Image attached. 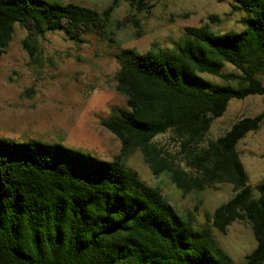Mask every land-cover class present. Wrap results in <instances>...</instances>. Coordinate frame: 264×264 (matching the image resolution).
I'll list each match as a JSON object with an SVG mask.
<instances>
[{"label": "trees", "instance_id": "trees-1", "mask_svg": "<svg viewBox=\"0 0 264 264\" xmlns=\"http://www.w3.org/2000/svg\"><path fill=\"white\" fill-rule=\"evenodd\" d=\"M124 1L140 14L159 0ZM233 1L245 14L240 32L187 27L174 50L116 54V90L127 105L101 120L121 143L113 160L0 138V264H235L214 229L226 235L237 221H248L257 241L246 264H264V183L249 184L237 149L261 128L264 111L207 138L232 99L264 96V0ZM119 2L99 12L75 3L0 0V56L16 25L28 31L23 45L32 60L47 33L63 31L76 43L89 34L106 36ZM117 23L140 26L135 14ZM227 64L240 74L225 73ZM168 133L180 143L179 155L155 143ZM139 151L155 176L169 173L186 194L228 183L235 195L197 227L195 213L181 216L160 189L127 167Z\"/></svg>", "mask_w": 264, "mask_h": 264}, {"label": "rangeland", "instance_id": "rangeland-1", "mask_svg": "<svg viewBox=\"0 0 264 264\" xmlns=\"http://www.w3.org/2000/svg\"><path fill=\"white\" fill-rule=\"evenodd\" d=\"M45 1L75 3L102 12L114 0ZM234 5L233 0H159L149 12L137 14L120 0L106 36L89 34L76 43L63 31L47 33L38 39V60H32L24 48L28 31L16 25L13 41L0 56V138L17 143L34 140L60 144L98 160H113L121 151V143L101 125V120L112 108L127 105L126 97L116 90V54L123 49L139 53L174 50L185 37L187 27L209 25L215 33L240 32L245 14L235 10ZM130 14H135L140 26L129 23L118 28L117 22ZM224 72L240 74L230 64ZM202 77L216 85L228 84L208 74ZM263 111L264 96L232 99L224 116L213 123L208 140L224 136L240 119ZM155 143L172 155L180 154V143L172 133L159 136ZM237 149L249 184H263L264 123L258 131L249 133ZM127 167L147 185L160 189L181 216L195 213L197 227L206 225L208 217L235 195L228 183L186 194L173 184L169 173L155 176L140 151L128 160ZM214 235L235 264H246V257L257 247L248 221L233 223L226 235L214 229Z\"/></svg>", "mask_w": 264, "mask_h": 264}]
</instances>
